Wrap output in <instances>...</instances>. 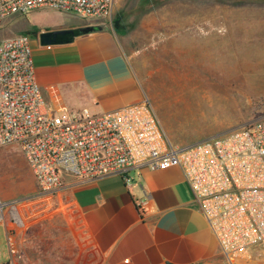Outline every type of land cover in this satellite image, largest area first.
Listing matches in <instances>:
<instances>
[{
  "label": "crops",
  "instance_id": "0c3cea01",
  "mask_svg": "<svg viewBox=\"0 0 264 264\" xmlns=\"http://www.w3.org/2000/svg\"><path fill=\"white\" fill-rule=\"evenodd\" d=\"M31 45L37 80L53 110L73 111L68 106L72 100H85L92 113H104L143 97L128 54L111 31L57 46H41L37 37ZM134 176L130 184L119 176L71 179L48 196L40 192L21 151L0 148V201L5 204L0 264H193L219 259L217 240L181 169L142 168Z\"/></svg>",
  "mask_w": 264,
  "mask_h": 264
},
{
  "label": "built area",
  "instance_id": "2783aa9c",
  "mask_svg": "<svg viewBox=\"0 0 264 264\" xmlns=\"http://www.w3.org/2000/svg\"><path fill=\"white\" fill-rule=\"evenodd\" d=\"M114 1L0 0V25L42 8L103 20ZM3 147L21 151L42 194L59 193L71 179L119 176L130 184L142 168H179L219 247L218 260L193 264H264V117L228 135L179 145L147 96L104 113L53 110L36 77L30 38L19 34L0 41ZM4 208L0 201V224Z\"/></svg>",
  "mask_w": 264,
  "mask_h": 264
},
{
  "label": "rangeland",
  "instance_id": "374dc122",
  "mask_svg": "<svg viewBox=\"0 0 264 264\" xmlns=\"http://www.w3.org/2000/svg\"><path fill=\"white\" fill-rule=\"evenodd\" d=\"M100 25L120 38L143 97L177 144L264 117V0H115L103 20L42 8L4 21L0 41ZM73 101V111L88 107Z\"/></svg>",
  "mask_w": 264,
  "mask_h": 264
},
{
  "label": "water",
  "instance_id": "95a60500",
  "mask_svg": "<svg viewBox=\"0 0 264 264\" xmlns=\"http://www.w3.org/2000/svg\"><path fill=\"white\" fill-rule=\"evenodd\" d=\"M106 26H77L41 31L38 40L41 46H57L73 43L78 37L106 30Z\"/></svg>",
  "mask_w": 264,
  "mask_h": 264
}]
</instances>
